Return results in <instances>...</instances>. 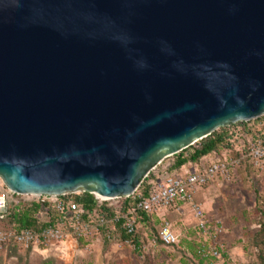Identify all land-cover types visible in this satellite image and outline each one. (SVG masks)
<instances>
[{
  "label": "water",
  "instance_id": "water-1",
  "mask_svg": "<svg viewBox=\"0 0 264 264\" xmlns=\"http://www.w3.org/2000/svg\"><path fill=\"white\" fill-rule=\"evenodd\" d=\"M264 116V0H0V180L131 196L219 128Z\"/></svg>",
  "mask_w": 264,
  "mask_h": 264
},
{
  "label": "rangeland",
  "instance_id": "rangeland-1",
  "mask_svg": "<svg viewBox=\"0 0 264 264\" xmlns=\"http://www.w3.org/2000/svg\"><path fill=\"white\" fill-rule=\"evenodd\" d=\"M244 123H237L233 129L240 131L243 125L255 129L252 122ZM236 147L237 144L234 151ZM230 154V150H223L202 162L224 161L230 158ZM173 161L174 157L170 156L155 167V178L160 173L158 181L165 171L172 170ZM252 165L250 169L239 167L228 179L216 178L195 191L193 202L201 207L209 222L205 232L198 229L197 219L190 204L186 203L178 210L164 209L151 214L148 220H139L136 247L129 240L122 239L121 231L112 241L70 238L28 248L7 242L0 247V264H264L258 259V248L252 244L254 234L264 221V169ZM184 167L183 173L194 169L190 164ZM3 189L6 187L0 180V191ZM36 199L33 195L9 192L7 215L0 220V231L15 227L10 219L13 209L24 208ZM111 202L119 204L121 200ZM37 217L41 221L47 220L43 209ZM162 220L172 225L177 235L176 244L164 245L154 237ZM201 246L205 249L215 246L217 255L200 262L197 251Z\"/></svg>",
  "mask_w": 264,
  "mask_h": 264
},
{
  "label": "built area",
  "instance_id": "built-area-1",
  "mask_svg": "<svg viewBox=\"0 0 264 264\" xmlns=\"http://www.w3.org/2000/svg\"><path fill=\"white\" fill-rule=\"evenodd\" d=\"M236 137V148L240 158L248 157L255 166L264 169V136L251 138L240 133ZM238 164L239 159L232 158L224 161L202 162L193 166L192 171L182 172L176 176L165 171L161 180L158 181L159 173L156 175L157 180L151 182L148 195L142 197L140 193H136V190L129 196L134 199V203L128 207H124L122 203L111 202L116 199L102 200L94 195V207L85 210L76 202L63 200L62 196H36L41 202L49 203L51 209L56 213L53 223L37 231L30 229L0 231V247L9 241L24 248L34 245L47 246L70 238L86 240L101 238L112 241L118 231L128 235L136 234L140 220L139 212L154 214L164 209L178 210L180 205L186 203L191 206L197 219L198 229L205 232L208 221L205 219L201 207L193 202L192 195L209 181L219 177L228 179L230 171L235 170ZM8 194V190L0 192V220L6 216ZM119 199L117 198V200ZM158 238L164 245L177 243V235L167 220L160 222ZM197 252L203 256L217 255L215 246L207 247V249L201 246Z\"/></svg>",
  "mask_w": 264,
  "mask_h": 264
},
{
  "label": "trees",
  "instance_id": "trees-1",
  "mask_svg": "<svg viewBox=\"0 0 264 264\" xmlns=\"http://www.w3.org/2000/svg\"><path fill=\"white\" fill-rule=\"evenodd\" d=\"M249 122L253 123V126L255 127V129L252 127L250 128V127H246L243 125L244 127L241 126L240 131H237L233 129V127H235L237 123L229 127L219 128L215 130L214 132H212L206 138L201 139L200 141L189 146L188 148L173 155L174 161L171 167L172 170L169 171L168 173L174 176L182 174V168L185 165L187 164H190L192 166L198 165L202 163V160H205V158L216 155L220 151H223V150L231 151V154L229 156L230 158L239 159L238 166L236 167L234 171H230V176L235 175L239 167H245L247 169H250L251 167H253L252 160L248 157L240 158L241 156L239 152L236 151V148L234 151V145L237 144L236 136L240 133L243 135H247V136L249 135V137L251 138H255L256 136H264V116L259 117ZM247 123L248 122H245L244 124L246 125ZM189 150L191 151L188 152ZM155 179L156 178H155L154 173H153V176L151 175V173H149L148 176L145 177V179H143V182H141V184L137 188L136 193H140L142 197H146L148 195L151 182H153ZM1 191H6V189H3ZM194 194L192 195V198H194ZM134 197H136V195H134ZM61 198L63 200H70V201L76 202L78 205H80L85 210H90L95 205L94 195L86 193V192L68 194V195L62 196ZM120 200L124 207H128L134 203V199L132 197L120 198ZM42 209L44 210L45 215L47 216L46 221H41L37 217L38 213ZM6 212H7V205H6ZM138 215L140 217V221L148 220L151 217V214L144 213V212H139ZM55 218H56V213L51 209L50 204L47 202H41L39 199L32 201L30 204H28L24 208H15L10 213V219L15 225L13 229H16V230L30 229V230L37 231L40 228L46 227L50 225L51 223H53ZM207 227L208 225H206V229ZM159 228H160V225L157 231L155 232L154 237L158 239V241L160 242L158 238ZM121 237L124 240H131V242L135 245V247L138 245L137 232L134 235H128L127 233L122 232ZM78 240L80 241L81 239H78ZM9 243L17 245L13 243V241H9ZM252 244L256 248H258L259 250L258 259L260 260L261 263H264V221L260 223L259 229L254 234L252 238ZM210 257H213V255H207V256L200 255L199 261L203 262L204 260H208Z\"/></svg>",
  "mask_w": 264,
  "mask_h": 264
},
{
  "label": "crops",
  "instance_id": "crops-1",
  "mask_svg": "<svg viewBox=\"0 0 264 264\" xmlns=\"http://www.w3.org/2000/svg\"><path fill=\"white\" fill-rule=\"evenodd\" d=\"M184 170H185V167L182 168V171H184ZM66 241H68V240H66Z\"/></svg>",
  "mask_w": 264,
  "mask_h": 264
}]
</instances>
